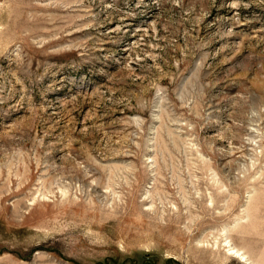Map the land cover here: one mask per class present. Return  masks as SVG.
Masks as SVG:
<instances>
[{
  "label": "rangeland",
  "instance_id": "374dc122",
  "mask_svg": "<svg viewBox=\"0 0 264 264\" xmlns=\"http://www.w3.org/2000/svg\"><path fill=\"white\" fill-rule=\"evenodd\" d=\"M241 252L264 264V0H0V264Z\"/></svg>",
  "mask_w": 264,
  "mask_h": 264
},
{
  "label": "bare ground",
  "instance_id": "6f19581e",
  "mask_svg": "<svg viewBox=\"0 0 264 264\" xmlns=\"http://www.w3.org/2000/svg\"><path fill=\"white\" fill-rule=\"evenodd\" d=\"M232 250L235 251L236 253H238V255L240 254V253L238 252L239 250H236V249H233V248H232ZM243 253H244V252H243ZM241 254H242V252H241ZM241 256H242L243 259L247 260V263H248V264H251V263L248 261L249 258L246 256V254H242Z\"/></svg>",
  "mask_w": 264,
  "mask_h": 264
}]
</instances>
